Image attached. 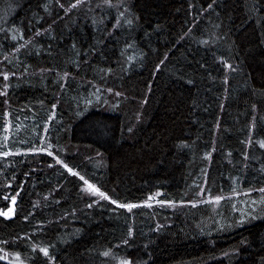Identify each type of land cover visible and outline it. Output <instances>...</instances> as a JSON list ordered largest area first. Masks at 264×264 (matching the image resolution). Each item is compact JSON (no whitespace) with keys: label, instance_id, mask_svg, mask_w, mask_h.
Segmentation results:
<instances>
[{"label":"trees","instance_id":"trees-1","mask_svg":"<svg viewBox=\"0 0 264 264\" xmlns=\"http://www.w3.org/2000/svg\"><path fill=\"white\" fill-rule=\"evenodd\" d=\"M263 218L264 0H0V264H264Z\"/></svg>","mask_w":264,"mask_h":264},{"label":"rangeland","instance_id":"rangeland-1","mask_svg":"<svg viewBox=\"0 0 264 264\" xmlns=\"http://www.w3.org/2000/svg\"><path fill=\"white\" fill-rule=\"evenodd\" d=\"M47 150L48 149H44V152H48ZM157 203H158L157 196H152L150 197L149 201L145 205L153 206V205H156ZM136 207H137L136 205H129V206H126L125 208L129 210H134ZM6 260H8V258H6ZM11 261L14 264H27V262L19 256H14V259H12Z\"/></svg>","mask_w":264,"mask_h":264},{"label":"bare ground","instance_id":"bare-ground-1","mask_svg":"<svg viewBox=\"0 0 264 264\" xmlns=\"http://www.w3.org/2000/svg\"><path fill=\"white\" fill-rule=\"evenodd\" d=\"M81 4H82V3H81ZM16 11H17V10H16ZM10 18H11V17H10ZM84 18H85V17H84ZM75 21H76V20H75ZM81 21H82V20H81ZM114 22H115V21H114ZM114 22H113V23H114ZM119 22H120V21H119ZM80 23H81V22H80ZM105 25H106V24H105ZM105 25H104V26H105ZM112 27H113V26H112ZM109 28H110V27H109ZM121 30H122V29H121ZM140 32H141V31H140ZM15 33H16V32H15ZM135 33H136V32H135ZM100 34H102V33H100ZM104 36H105V35H104ZM103 43H104V42H103ZM30 53H31V52H30ZM167 54H168V53H167ZM257 208H258V207H257ZM249 212H250V211H249ZM263 219H264V218H263ZM232 221H233V220H232ZM245 222H246V221H245ZM222 224H223V223H222ZM225 226H226V225H225ZM36 232H37V231H36ZM18 238H19V237H18ZM34 253H35V252H34ZM125 263H126V262H125Z\"/></svg>","mask_w":264,"mask_h":264}]
</instances>
